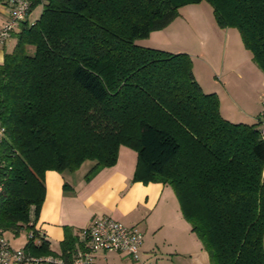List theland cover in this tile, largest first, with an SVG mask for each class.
I'll return each mask as SVG.
<instances>
[{
	"label": "trees",
	"instance_id": "obj_1",
	"mask_svg": "<svg viewBox=\"0 0 264 264\" xmlns=\"http://www.w3.org/2000/svg\"><path fill=\"white\" fill-rule=\"evenodd\" d=\"M202 0H32L0 62V229L28 230L47 171L89 180L137 154L134 182L171 186L209 264H264V138L260 122L232 123L195 80L187 54L135 40L167 27ZM219 28H236L264 73V0H207ZM65 188L67 185H64ZM82 243L65 230L34 257L72 260ZM54 264V263H48Z\"/></svg>",
	"mask_w": 264,
	"mask_h": 264
},
{
	"label": "crops",
	"instance_id": "obj_2",
	"mask_svg": "<svg viewBox=\"0 0 264 264\" xmlns=\"http://www.w3.org/2000/svg\"><path fill=\"white\" fill-rule=\"evenodd\" d=\"M8 14L9 7L0 2V28L8 21ZM29 16L30 13L26 19L28 22ZM12 35L13 32L6 43L0 45V62L5 52L15 44ZM233 37L232 44L231 37L226 40V50L231 45L233 53L246 54L235 35ZM235 69L232 66L230 71ZM254 73L264 84V75L257 73V70ZM261 95L255 111L251 112L253 115L245 112L252 117V123L257 122L261 115ZM136 162V152L121 146L116 164L98 171L89 180H85V174L92 165L90 162H85L72 173L45 172V197L35 226L46 236L49 248L59 252L65 230L80 242L78 235L81 229L87 227L95 217L109 216L142 235L139 260H133L124 252L107 251L94 253L92 264H209L207 252L182 216L178 200L170 187L159 181L145 184L133 181ZM30 218H34L33 211ZM20 232L11 233L15 240L20 239ZM8 233H5L6 238ZM24 237L26 245V230ZM9 243L14 247L11 241Z\"/></svg>",
	"mask_w": 264,
	"mask_h": 264
},
{
	"label": "rangeland",
	"instance_id": "obj_3",
	"mask_svg": "<svg viewBox=\"0 0 264 264\" xmlns=\"http://www.w3.org/2000/svg\"><path fill=\"white\" fill-rule=\"evenodd\" d=\"M42 8L41 3L33 7L29 23L39 18ZM227 35L231 37V44L235 35L236 41L246 54L233 53L231 45L226 50L225 42L229 38ZM135 44L174 54H187L191 59L195 80L202 91L216 95L221 116L232 123H252L251 112L255 111L259 95L264 94V84L260 83L261 78L254 72L257 70L261 75L264 73L254 64L252 55L244 47L238 30L217 26L212 6L207 0L180 7L175 22L162 30L150 33L146 38L135 40ZM232 66L237 69L230 71ZM245 112L251 116L248 117ZM167 186L172 190L171 186ZM24 233L25 229L21 230L18 240L14 239L11 232L6 236L14 247L23 248L26 242Z\"/></svg>",
	"mask_w": 264,
	"mask_h": 264
},
{
	"label": "built area",
	"instance_id": "obj_4",
	"mask_svg": "<svg viewBox=\"0 0 264 264\" xmlns=\"http://www.w3.org/2000/svg\"><path fill=\"white\" fill-rule=\"evenodd\" d=\"M9 7L8 21L0 28V45L6 43L11 33L24 22L30 11L32 0H0ZM262 106L260 134L264 138V94L260 97ZM4 137L3 128L0 127V141ZM2 184L0 183V192ZM26 230L28 242L38 245L47 242L46 236L36 228L33 219L28 223ZM5 231L0 229V264H63L60 258L51 256L34 257L29 255L24 248H14L5 237ZM79 240L82 248L78 250L72 264H92L93 254L97 252H124L133 260H139L142 235L134 228H127L121 222L109 216L95 217L90 224L79 231Z\"/></svg>",
	"mask_w": 264,
	"mask_h": 264
}]
</instances>
